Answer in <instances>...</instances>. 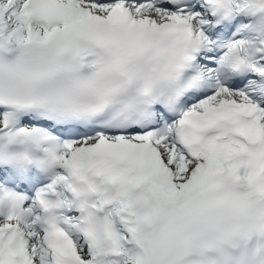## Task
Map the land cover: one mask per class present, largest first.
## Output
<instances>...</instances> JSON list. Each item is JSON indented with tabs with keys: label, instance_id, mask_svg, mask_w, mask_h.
<instances>
[{
	"label": "snow or ice",
	"instance_id": "1",
	"mask_svg": "<svg viewBox=\"0 0 264 264\" xmlns=\"http://www.w3.org/2000/svg\"><path fill=\"white\" fill-rule=\"evenodd\" d=\"M0 264H264V0H0Z\"/></svg>",
	"mask_w": 264,
	"mask_h": 264
}]
</instances>
